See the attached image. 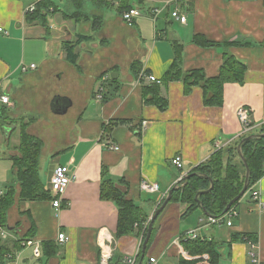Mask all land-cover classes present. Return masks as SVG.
<instances>
[{"label":"crops","instance_id":"crops-1","mask_svg":"<svg viewBox=\"0 0 264 264\" xmlns=\"http://www.w3.org/2000/svg\"><path fill=\"white\" fill-rule=\"evenodd\" d=\"M41 1L0 0V97L10 99V105L0 101V196L11 187L19 189L11 157L20 131L5 122L8 117L31 121L28 133L42 140L40 174L46 189L58 165L76 179L59 211L51 201L17 202L10 209L4 242L17 258L8 264H100L103 252L111 255V264H125L138 257L143 235L136 230L116 237L118 209L101 199L102 183L111 181L126 191L150 224L169 192L180 187L181 175H189L241 136L239 108L251 112L249 136L264 125V0H186L179 5L185 24L171 18L175 5L156 23L148 16L150 9L170 0H127L142 12L132 25L122 20L119 0H107L106 6L98 5L99 0H53L57 12L49 15L45 27L26 20L27 9ZM77 14L80 19L65 18ZM96 18L102 26L95 30ZM196 35L221 46L200 47L193 41ZM81 36L90 39L77 47L78 66H73L64 43ZM177 47L182 48V73L200 71L215 78L229 55L246 65L244 83L225 85L222 106L205 105L201 87L186 92L182 81L164 84ZM134 64L161 82L159 97L166 100V109L145 102L144 91L153 83L136 77ZM31 65L36 69L22 72ZM101 86L106 87L102 101L97 95ZM56 104L66 112L58 113ZM120 122L126 124L114 125ZM111 144L120 150L108 148ZM178 155L183 171L172 165ZM145 179L158 184L159 192L142 191ZM255 186L264 207V177ZM187 209L186 204L169 202L154 224L143 264L151 259L180 264L177 239L193 232L216 244L218 264H251V246L234 240L249 235L264 263V209L251 193L233 208L237 216L231 227L206 226L202 208L183 217ZM33 226L34 243L28 245L23 240ZM61 233L68 242H58Z\"/></svg>","mask_w":264,"mask_h":264},{"label":"trees","instance_id":"trees-1","mask_svg":"<svg viewBox=\"0 0 264 264\" xmlns=\"http://www.w3.org/2000/svg\"><path fill=\"white\" fill-rule=\"evenodd\" d=\"M119 1V11L122 17L132 8L128 5L127 0ZM97 4L106 6L108 2L107 0H99ZM55 12H57V8L53 0H43L36 5L34 12L27 13L26 20L30 24L37 22L45 27L48 24L49 15ZM65 18L80 19V15H65ZM100 26H102V20L101 18H96L94 20V29L96 30ZM87 39L89 40L90 37L81 36L75 43H64L68 61L73 66H78L77 47ZM193 41L196 45L204 48L221 46L220 43L210 42L200 35H196ZM181 59L182 48L177 47L175 63L172 66V70L164 76L162 82L168 84L172 81H182L185 85L186 92H189L193 87H201L204 92V103L207 106L224 105V88L226 84L238 83L242 85L244 83L247 67L243 62L233 56L226 55L220 74L215 78H206L200 71L182 73L178 69ZM132 72L139 78L141 69L134 64L132 66ZM145 73L148 74L147 72ZM104 89L106 90V87ZM159 91L160 86L157 83H153L150 89H145L144 99L146 103L158 105L160 109L164 110L167 107V102L166 100L160 99ZM105 97L106 95L103 100ZM8 121L15 126V130L19 129L20 131V142L16 147V155L11 157L12 171L19 189L11 187L5 194L0 196V227L5 229H8L9 211L17 202H52L54 200L53 194L49 189L45 188L41 180L40 158L43 150V142L41 139L28 133V127L31 121L9 117L5 119V122ZM118 124L124 125L126 123H114V125ZM1 127L3 128V126ZM109 127L106 126L105 129L109 131ZM249 134L246 133L238 137L231 145L216 151L207 163L199 165L190 173V175L195 174L194 176H191L189 179L184 178L180 187L173 189L170 203H183L188 205V209L183 217H188L201 208L206 211L208 217L219 218L226 214V208L240 194L244 187L247 172L239 156L238 147ZM261 134H264V125L256 135ZM241 152L251 173L248 193L264 177V137H256L244 142L241 146ZM212 184L213 188L211 189ZM208 190L210 192L202 194L197 198L199 193ZM101 199L115 203L118 209L119 220L116 237L121 238L134 235L137 230L139 236L143 235L144 243L148 234V229L144 231V224L148 221V217H144L142 209L132 200L127 199V192L120 189L111 181H104L101 186ZM238 203L234 204L231 209ZM154 232L155 230L153 229L146 250L149 249L152 243ZM34 234L35 227L33 226L23 242L26 243L27 240L29 241ZM234 240L248 243L252 241V238L249 235H245L241 239L236 237ZM21 242L22 240L17 245ZM180 246L182 254L180 264H200L202 261L206 264L219 263L220 254L214 242L201 239L188 240L182 241ZM10 255H13L11 249L0 236V264H8ZM141 256L142 248L137 257V264L140 262Z\"/></svg>","mask_w":264,"mask_h":264},{"label":"built area","instance_id":"built-area-1","mask_svg":"<svg viewBox=\"0 0 264 264\" xmlns=\"http://www.w3.org/2000/svg\"><path fill=\"white\" fill-rule=\"evenodd\" d=\"M186 0H170L165 2L162 6L150 9L148 11V16L154 21V23L157 22L158 18L160 15H162L164 12L168 11L169 7L172 5H175V8L173 11H171V18L175 21H179L182 24H185L187 21V17L185 14L182 13L179 5L181 3H184ZM36 10V5L33 4L31 5L28 9H27V13L30 12H34ZM142 16V12L140 9L138 8H132L131 10H129L128 12H126L123 16H122V20L124 22H126L129 25H132L135 21L136 18H139ZM2 31V29H0V32ZM36 69V65H31L29 67L27 66H23L22 67V72L27 73L29 70H34ZM140 78H147L149 82L151 83H157L160 84L161 82L154 76L152 75H147L144 71L140 73ZM104 92L105 89L103 86L100 87L99 91H98V100L102 101L104 98ZM0 101L3 104L6 105H10V99L9 97L6 96H1L0 97ZM237 118L242 126V135L249 133L252 130V126H251V120H250V116H251V112L250 110H248L247 108H239L237 110ZM108 148H110L113 151H119L120 148L116 145H109L107 146ZM172 165L174 167H176L178 170L183 171L184 170V161L182 156L178 155L176 156L173 160H172ZM188 174H183L181 175V177L179 178L177 185H181L184 178L187 176ZM76 179V175L74 173H71L70 170L63 165H58L54 168L53 174L51 176L50 179V191L54 196V200L52 201V208L55 209L56 211H59L63 208V203H64V195L66 190L68 189V187L74 182V180ZM140 189L142 191L148 192V193H157L160 190V187L158 184L153 183L149 180H143L141 182L140 185ZM249 193L252 194V199L254 200V202L257 203V205L261 208L264 209L263 204L261 202V194L260 191L256 189V186L253 187ZM237 216V213L231 209L227 214H225L222 217L219 218H213V217H208L206 220V226L209 225H222V224H226L228 227L232 226V219ZM149 222L144 224V231L148 228ZM8 231L5 228L0 227V236L3 240H6L8 238ZM204 240L201 237H199V235L196 232L190 233L188 234L186 237H181L177 239V243H181L182 241H188V240ZM69 241V237H67L64 233H61L58 236V242L63 244ZM33 241H27L26 244L28 245H33ZM247 244H249L251 246V252H250V257H251V264H264L262 263L259 254H257V242H248ZM36 256H39V252L38 250L36 251ZM16 255H10L9 256V263L13 262L16 260ZM111 255L108 253L103 252L102 253V258H101V262L100 264H111ZM151 264H156L157 261L156 259H151L150 260ZM125 264H137V257L135 258H128L126 260Z\"/></svg>","mask_w":264,"mask_h":264},{"label":"water","instance_id":"water-1","mask_svg":"<svg viewBox=\"0 0 264 264\" xmlns=\"http://www.w3.org/2000/svg\"><path fill=\"white\" fill-rule=\"evenodd\" d=\"M58 104V103H57ZM56 104V105H57ZM57 112L58 113H61V112H66V107H62V105H57ZM256 137H264V134H261V135H252V136H249L247 138H245L242 143L239 145L238 147V152H239V156L241 158V160L243 161L244 163V166L246 168V179H245V183H244V187H243V190L240 192V194L228 205V207L226 208V214L230 211L231 207L236 204L237 202H239L247 193L248 191V187H249V184H250V177H251V173H250V170L248 168V164L245 160V158L243 157L242 155V152H241V146L244 142L248 141V140H251V139H254ZM195 174H189L187 175L185 178L186 179H189L191 176H194ZM213 188V184H212V187L211 189ZM210 189V190H211ZM210 190L208 191H204V192H201L198 194V197L201 196L202 194H206L208 192H210ZM172 194H173V189L169 192L168 194V197L167 199L164 201V203L161 205V207H159L155 214L153 215L152 219L150 220V224H149V227H148V234H147V238L146 240L144 241L143 243V247H142V256H141V259H140V262L138 264H143V261H144V258H145V255H146V249H147V246H148V243L150 241V238H151V235H152V232H153V227H154V224L156 222V220L158 219L159 215L162 213V211L167 207V205L169 204L171 198H172ZM203 209V208H202ZM204 213L207 215L206 211L203 209Z\"/></svg>","mask_w":264,"mask_h":264},{"label":"rangeland","instance_id":"rangeland-1","mask_svg":"<svg viewBox=\"0 0 264 264\" xmlns=\"http://www.w3.org/2000/svg\"><path fill=\"white\" fill-rule=\"evenodd\" d=\"M17 136V135H16ZM1 145H3L4 143L3 142H0ZM1 147V146H0Z\"/></svg>","mask_w":264,"mask_h":264}]
</instances>
